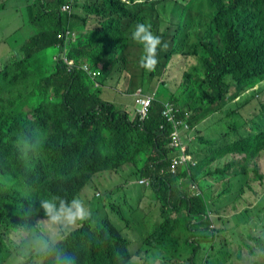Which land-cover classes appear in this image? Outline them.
<instances>
[{"label":"trees","instance_id":"obj_1","mask_svg":"<svg viewBox=\"0 0 264 264\" xmlns=\"http://www.w3.org/2000/svg\"><path fill=\"white\" fill-rule=\"evenodd\" d=\"M28 1L25 25H38V31L24 41L16 34L11 57L0 67V264L20 260L19 247L5 241L4 231L33 230L40 220L51 219L43 200L56 198L57 210L61 200L70 207L74 198L81 201L80 193L94 175L130 164L139 166L140 178L155 177L170 165L174 154L170 137L177 127H200L218 107L234 100L238 84L264 81V0H187L184 18L177 24L166 17H172V0H164L165 11L151 0H132L130 5L125 0H77L78 8L84 2L87 13L103 20L101 29L91 31L80 25L86 18L61 11L66 0ZM4 9L0 5V11ZM148 19L162 20L163 42L167 47L169 40L175 44L161 52L164 70L175 54L192 57L194 64L179 89L169 85V98L160 91L165 81L157 83L153 92L142 93L151 99L148 116L142 120L139 108L130 114L102 100L91 73L107 72L117 60L116 50L123 47L125 28ZM176 26L178 31H172ZM68 29L73 39L65 44L57 35ZM131 44L129 38V49ZM66 46L68 58L74 61L71 69L49 53L54 47L62 52ZM84 61L95 69L84 70ZM258 92L261 89L254 98ZM170 100L182 106L172 122L165 119ZM235 106L229 113L234 127L216 133L212 140L200 137L203 147L195 153L197 166L148 186L157 195L162 220L145 244L177 255L165 257V264H198L199 243L216 241L227 232L216 222L230 203L225 191L228 181L246 173L252 164L258 169L264 132L243 138L239 134L242 103ZM151 153L156 155L143 164L142 158ZM236 156L244 158L240 161ZM174 212L179 218L173 221ZM113 214L118 217L117 207ZM58 222L61 239L32 250V261L40 256L45 264H132L141 257L142 248L132 250V241L110 219H92V224L84 220L82 227L69 231L63 229L62 220ZM185 223L184 228L198 233L186 241L194 245L191 250L182 248V238L173 233ZM184 255L188 257L179 261Z\"/></svg>","mask_w":264,"mask_h":264},{"label":"rangeland","instance_id":"obj_2","mask_svg":"<svg viewBox=\"0 0 264 264\" xmlns=\"http://www.w3.org/2000/svg\"><path fill=\"white\" fill-rule=\"evenodd\" d=\"M6 1L9 2L6 3ZM76 2L78 1L75 0L71 11L67 14L71 15L77 12L80 17L86 18L87 23L81 25L85 31L101 29L103 23L92 25V21L96 22L97 17L94 14L87 13L88 11L85 10V7L78 8L79 5ZM186 2L187 0H172L170 4V10L173 11L172 17L171 15H166V17L172 18L176 24L182 22L184 18L183 4ZM0 5L5 6V9L0 11L1 67L11 57L10 44L14 42L16 34H18L21 41L27 40L31 35L37 33L38 25H25L28 20V11H26L29 5L28 0H0ZM134 29L135 26L125 28L121 41L123 47L120 51L116 50L115 56H117V60L107 69V71L110 70L112 72L122 68L125 75L120 74L112 78L109 72H105L100 77L104 81L95 86L96 90L99 89V96L102 100H114L118 108L130 114L134 110L138 112V107L142 110L143 104L139 102L137 105V99L146 91L141 85L140 79H137L134 73L136 70L134 56L143 46L131 39V32ZM177 29L176 26L172 31H178ZM129 38L132 43L131 50H129ZM168 43L167 49H171L175 45L170 40ZM185 43L186 46L189 45L187 42ZM49 53L51 55H59L60 49L57 47L51 48ZM158 60L159 63L156 66L158 72L149 79L156 82L164 80L168 82L167 84L164 82L161 84L162 91L165 90L166 92L163 97L169 98L167 91L170 90V86L172 89L177 90L183 85L185 75L190 71L194 60L192 57H187L184 53L176 55L165 72V58L160 57ZM81 64L82 68L95 69L88 61H84ZM130 76L137 80L134 84H129V90L121 91V87L126 80H129ZM106 79H114V83L107 84ZM112 86L117 87L113 88ZM110 89L119 92L111 91ZM258 89H261V92H258L253 98L254 92ZM235 90L236 88H234L233 92ZM115 95H121L122 99L113 97ZM238 95L247 103L240 110V114L246 120V125L241 128L243 138H246L248 133L259 134L264 132V112L262 114L260 112L261 103H264V81L258 82L254 86L238 84V92L235 98ZM235 108L234 100H231L225 106L218 107L214 116L210 117L209 121L197 133L198 136L212 140L217 138L216 133L234 127L229 113ZM236 138L237 135L231 137L232 140ZM194 146H199L198 141L195 142ZM151 155H156V153L146 155L142 158V163L146 164ZM236 157L240 161L244 158V156ZM257 164V171L252 164L246 173L241 172L228 181L225 191L230 195V203L222 209V211L227 210L225 215L218 218L216 222L219 229H227V232L219 235L216 241H210L207 244L199 243L198 264H264V152L257 159ZM149 178H140L139 166L136 164L123 166L116 171H105L94 175L90 183L80 193L81 202L87 213L85 219H78L74 223L61 219L63 221V229L69 231L77 227L80 228L84 225V220L91 223V220L96 218L110 219L132 241V250L135 251L140 247L142 248L141 257H138L132 264H165V257L174 258L177 255L171 253L170 250L165 249L167 252L165 253L145 244V239L150 236L151 230L154 229V226L160 220V215L155 210V203L150 199V188L147 185L140 184L147 182ZM114 207L118 208V217L113 214ZM177 218H179V214L174 212L172 220L174 221ZM216 223L212 224L213 228L216 227ZM184 225L186 223L181 224L182 228H177L173 233L180 235L182 238L180 243L182 248L191 250L194 245H187L186 241L189 238L194 240L198 233H195L194 229L184 228ZM60 233V223L52 219L40 220L33 230L21 228V230L9 229L4 231L3 237L5 241L8 244L17 245L20 251V260H11L8 264H45L40 256L37 260L32 261L34 254L31 251L47 248L52 241H57L60 238ZM202 234L204 235V233ZM184 256L179 261L188 257V255Z\"/></svg>","mask_w":264,"mask_h":264},{"label":"clouds","instance_id":"obj_3","mask_svg":"<svg viewBox=\"0 0 264 264\" xmlns=\"http://www.w3.org/2000/svg\"><path fill=\"white\" fill-rule=\"evenodd\" d=\"M131 2H132V0H129V5L131 4ZM136 2L145 3L146 0H136ZM151 3H156V5H155L156 8L159 7L162 11H165L164 0H151ZM147 22L148 23H137L136 24L135 29L131 32V39L133 41L143 45V48H141V50L138 51L137 54L134 56V59L136 62V70L134 72L135 75H141V73H145L146 75L151 77L149 74L151 72L157 70L156 66L159 63L158 59L161 57V52L163 51V49L167 48V44L163 42L162 36H161V33L165 30V26L162 25V20H160V19H148ZM59 33H61V32H59ZM57 39H58V37H57ZM72 39H73V35L71 33L68 38L58 39V40L64 41L65 44H68V43H71ZM67 50H68L67 46L62 47V52H61V48H60V54L58 55V57H55V58L62 59L69 66V69H71L74 67V61L72 59L68 58ZM129 50H131V49H129ZM176 55H180V54H175L173 56L172 60L170 61V63L174 60ZM187 57H190V56H187ZM65 58H67L68 61H72L73 64L69 65L65 61ZM170 63H169V65H170ZM168 66H167V68H168ZM165 70H164V72H165ZM95 72H99V74L93 75V72H92L91 78H92V80L95 81L96 85H98V84L102 83V80L104 81V79L97 80L98 79L97 77H99V76L102 77V75H101L100 70H97ZM238 101L242 103V107L247 105L246 101L242 100L240 95L234 99V103L238 102ZM169 102L173 103L175 105V108H176L175 113H174V119H175V114L177 112H179V110L182 106H179L173 100H170ZM187 110H189V108H187ZM168 122H172V121H168ZM206 123H203L200 127L193 128V129H189V126H187V125H184L182 128L177 127L173 131V133L171 134V137H170V139H171L170 148L172 150H174V154L172 155L171 160L169 162L170 165L168 167L161 168L160 173L158 175H155V177H150L149 179L152 181L149 185L146 183H140V184L151 186L155 182H157L158 179H160V178L167 177V176L176 177L182 172V170H189L190 168H194L195 166H197L198 160L196 158L195 152L192 150V146H193V144H195L196 141H198V143L200 145H202V141L200 140V137L198 136L197 133L200 131L202 126L205 125ZM244 124H246V120L243 118L239 124V129H240L239 134L240 135L242 134L241 128L244 126ZM176 131H179L181 133L182 142L187 148L186 154L191 156L193 158V160L196 162V164L194 166L189 165L188 167L181 166L178 168L177 173L173 174L170 171L171 166L173 164V161L175 158L180 157L182 155L180 149L172 147V142H173L172 136ZM163 171H165V172L163 173ZM54 199H56V198H53L51 200L45 199L41 202L42 207L44 208L46 214L49 215L53 221H60L61 219H64V220H67L69 222L74 223L78 219L79 220L85 219L87 213L85 211V208H84L82 202L79 199L74 198L72 200V204L70 207H67L65 205V202L63 200H61L59 210L56 209ZM156 199H157V195H156ZM60 239H61V233H60V238L57 241H59ZM57 241H52L51 243H55ZM51 243H50V245H51ZM11 260H15V259H11ZM15 261H17V260H15Z\"/></svg>","mask_w":264,"mask_h":264},{"label":"built area","instance_id":"obj_4","mask_svg":"<svg viewBox=\"0 0 264 264\" xmlns=\"http://www.w3.org/2000/svg\"><path fill=\"white\" fill-rule=\"evenodd\" d=\"M63 10L67 13H69L71 11V7L70 5H64L63 6ZM71 32L70 31H66L61 32L58 34V39H65L68 38L70 36ZM65 61L69 64L72 65L73 62L72 61H68L67 58H65ZM84 70H88V68H83ZM99 74V72H93V75H97ZM139 102H141L143 104V108L142 110H140L139 107V112L141 114L142 120H145L146 117L148 116L149 113V106L151 104V99L149 97H139L137 99V103L139 104ZM175 105L173 103L168 102L166 105V111H165V119L168 121H173L174 120V113H175ZM173 142H172V147L180 149L182 155L180 157H177L174 159L173 164L171 166V172L173 174H176L178 171V168L181 166H185L188 167L189 165H195L196 162L193 160V158L189 155L186 154V146L183 144L182 142V137H181V133L179 131H176L173 136H172ZM165 171H163L164 173ZM152 180L148 179L147 182H142V183H146V184H150Z\"/></svg>","mask_w":264,"mask_h":264},{"label":"crops","instance_id":"obj_5","mask_svg":"<svg viewBox=\"0 0 264 264\" xmlns=\"http://www.w3.org/2000/svg\"><path fill=\"white\" fill-rule=\"evenodd\" d=\"M75 2V0H66V2L61 6V11L62 12H64V13H67V12H65L64 10H63V6L64 5H70V7H71V9H72V6H73V3ZM83 4V6L85 7L86 6V4L83 2L82 3ZM102 19H100V18H97V20H96V22H94V21H92V25H96L97 23H102ZM87 23V21L84 23V24H86ZM80 25H83V23H80ZM66 31H70L71 32V29H68V30H65V31H61V32H66ZM120 51V50H119ZM107 72H109V74H111V76H112V78H115V77H117L118 75H120V74H122L123 76L125 75V72H123L122 71V68H119L118 70H116V71H107ZM136 76V78L137 79H140V81H141V85L145 88V90H146V92H148V93H151V92H153V87H158L157 86V83H159V82H156V81H151L149 78V76L148 75H146L145 73H141V75H135ZM98 79L97 80H100V76L99 77H97ZM137 79H133V77H130L129 78V80H126L125 82H124V85L121 87V91H127V90H129V84H134V82L137 80ZM106 82H107V84H112V83H114V79H109V80H107L106 79ZM113 88H116L117 86H112ZM155 88V89H156ZM111 91H116V90H113V89H110ZM160 91H162V88H160ZM116 92H119V91H116ZM113 97H118L120 100L122 99V96L121 95H115V96H113ZM109 101H113L115 104H117L116 103V101H114V100H111V99H108ZM117 106V105H116ZM139 108V107H138ZM195 144H193V146H192V150L196 153L197 151H199L203 146L202 145H200L199 144V146H194ZM106 172H110V171H106ZM118 175V174H117ZM219 187V186H218ZM218 187H214L213 189H216V188H218ZM150 199L151 200H153L154 201V203H155V210L156 211H158V213H159V215H160V212H159V205H158V203H157V199H156V193L155 192H153L152 190H150ZM151 206H152V203H151ZM161 215H160V220H159V222H158V224H160L161 223ZM200 243H204V242H200Z\"/></svg>","mask_w":264,"mask_h":264}]
</instances>
